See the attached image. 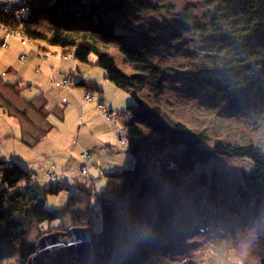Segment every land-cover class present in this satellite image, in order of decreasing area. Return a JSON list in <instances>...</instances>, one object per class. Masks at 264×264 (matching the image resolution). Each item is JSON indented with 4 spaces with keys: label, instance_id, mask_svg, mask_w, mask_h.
<instances>
[{
    "label": "rangeland",
    "instance_id": "374dc122",
    "mask_svg": "<svg viewBox=\"0 0 264 264\" xmlns=\"http://www.w3.org/2000/svg\"><path fill=\"white\" fill-rule=\"evenodd\" d=\"M48 2L50 0H0V13L25 18L38 5ZM144 5L133 13L130 26L133 30L127 34L139 38L143 32L151 30L160 40L151 58L164 69L163 88L156 97L167 112L186 124L190 122L198 130L206 127L210 136L225 142L258 144L264 153V119L253 121L246 110L224 112L225 108L221 110L223 113L204 114L208 98L202 95L209 90L205 82L208 76L202 78L199 75L196 79L195 75L188 73L201 65H209L210 58L203 56V50L212 45L206 42L207 37L212 36L211 29H216L212 23L220 21L225 30L220 19L227 14L222 1L147 0ZM125 32V28L121 30V33ZM66 54L59 48L49 47L43 41L29 40L0 25V160L12 157L30 170V183L52 185L57 193L49 196L47 207L63 209L72 195L60 220L39 224L36 218L29 219L26 238L33 245L44 235L67 232L68 227H92L95 233L99 232L101 224L96 192L103 190L108 174L118 173L125 166L130 169L135 161L127 151L126 135H117L123 130L121 122L113 118L131 103L128 93L105 78L104 71L93 63L94 56L89 62L82 63ZM72 73L95 81L100 95L99 91L87 93L85 88L76 86L63 90L65 88L59 87L61 83L54 84L64 74ZM192 87L197 92L186 91ZM75 94L78 97H74ZM99 96L101 108L105 111L112 109L110 116L114 122L105 112L95 109ZM40 137L44 139L40 140ZM212 143L205 145L208 147ZM251 166L248 161L237 159H217L197 165L182 188L171 186L157 177L159 189L164 190L153 195L164 192L170 198L167 212L159 215L164 217L156 223V216H150V204L145 208L144 200L136 201L130 194L124 216L128 213L132 221L126 230L132 233L128 237L131 244L139 251L142 249V253L137 250V256L132 258L135 264H264V220L251 221L252 224L237 235L228 219L232 224L242 223L250 216L249 209H240L231 215L226 211L239 205L235 191L226 182H231L235 175L247 173ZM211 169L221 173L226 180L215 185V188L219 187L218 196L224 203L213 202L215 205L211 207L213 211L225 209V222L228 223L224 225L219 221L213 223V214L201 207L199 199L178 198L199 173H206L210 178ZM194 191V194L201 193ZM173 193H176V200V196L171 197ZM162 198L155 204L160 206ZM75 213L92 217L93 226H72ZM120 241L125 240L119 236ZM119 244L117 250L123 253L126 249L124 245L119 249ZM8 262L13 263V258Z\"/></svg>",
    "mask_w": 264,
    "mask_h": 264
},
{
    "label": "trees",
    "instance_id": "16d2710c",
    "mask_svg": "<svg viewBox=\"0 0 264 264\" xmlns=\"http://www.w3.org/2000/svg\"><path fill=\"white\" fill-rule=\"evenodd\" d=\"M221 1L227 13L220 18L225 30L220 21L212 23L216 29H211L212 36L206 40L212 45L203 50V56L210 58L209 65H201L188 73L195 75L196 79L199 75L202 78L208 76L205 82L209 90L202 95L208 98L204 114L223 113L221 110L224 108V112L246 110L250 112L251 120L259 121L264 119V0ZM146 3L147 0H50L33 9L29 17L14 18L0 13V25L7 30L59 48L82 63L89 62L94 56L93 63L104 71L105 78L131 98V103L115 113L113 118L121 122L123 130L117 135H126L127 151L135 161L130 169L108 174L103 190L96 192L101 224L100 231L96 232L99 251L96 264H135L132 258L137 256L138 249L128 237L119 242V236L125 234L126 227H131V217L124 216L130 194L136 201L144 200L145 208L150 204V216H158L154 222H159L162 219L159 215L167 212L170 197L164 192L153 195L164 190L162 187L159 189L157 177L171 186L181 187L187 182V179L181 180L183 175L189 176L195 166L217 159L246 160L252 165L247 173L242 172L231 182H226L230 183L229 188H233L241 205V208L234 205L226 211L231 215V212L249 209L250 213L239 224H232L228 219L235 232L251 225V221L264 220V153L261 147L251 142L229 143L210 136L206 127L198 130L190 122L186 124L167 112L156 97L163 88L164 69L153 62L151 53L161 42L151 30L143 32L139 38L127 34L133 30L130 27L133 13ZM124 28L126 32L121 33ZM60 83L59 87L68 90L76 86L85 88L87 93H101L95 81L80 78L74 73L64 74L54 82L55 85ZM186 91L197 92L196 88H187ZM99 99L96 110L105 112L114 122L110 116L112 109L103 110L99 104L100 96ZM209 142L213 143L207 147L205 144ZM19 164L12 157L0 160V264H25L34 253L33 243L26 238L29 219L36 218L39 224L60 220L72 197L63 209L47 207L49 196L57 190L52 185L30 183V170ZM209 177L206 173H199L193 183L187 185L190 188L185 186L188 190L181 192L178 198L199 199L201 207L213 214L214 222L227 224L225 209H211L217 201L223 202L218 196L219 187L215 188V185H219L221 180L225 182V176L211 169ZM181 188L178 190L182 191ZM193 189L201 193L194 194ZM159 195L163 197L160 206ZM174 196L176 193L171 194ZM91 218L75 213L71 225L93 226ZM118 243L119 249L124 245L126 250L123 253L117 250ZM140 251L142 253V249ZM12 258L13 263L8 262Z\"/></svg>",
    "mask_w": 264,
    "mask_h": 264
},
{
    "label": "water",
    "instance_id": "95a60500",
    "mask_svg": "<svg viewBox=\"0 0 264 264\" xmlns=\"http://www.w3.org/2000/svg\"><path fill=\"white\" fill-rule=\"evenodd\" d=\"M34 247L35 252L26 264H96L99 259L97 234L92 227L52 232L42 236Z\"/></svg>",
    "mask_w": 264,
    "mask_h": 264
},
{
    "label": "bare ground",
    "instance_id": "6f19581e",
    "mask_svg": "<svg viewBox=\"0 0 264 264\" xmlns=\"http://www.w3.org/2000/svg\"><path fill=\"white\" fill-rule=\"evenodd\" d=\"M21 35H23V34H21ZM24 36V35H23ZM130 167H132V166H130ZM125 168H127L126 166H125ZM184 178V180H186V178H187V176H184L183 177ZM177 199V196L175 197V200ZM197 205H199V203H197ZM168 206H169V204H168ZM168 210V209H167ZM127 215H128V213H127ZM164 216H162V218H163ZM158 218V216H156V219ZM213 223H214V221H213ZM248 227V226H247ZM241 228V227H240ZM239 229V228H238ZM246 228H244V229H241V231L242 230H245ZM241 231L240 230H237L236 231V233L235 234H237V235H239L238 233H241ZM131 236V234H130V231H125V234L123 235V236H121L122 238H126V237H130Z\"/></svg>",
    "mask_w": 264,
    "mask_h": 264
},
{
    "label": "crops",
    "instance_id": "0c3cea01",
    "mask_svg": "<svg viewBox=\"0 0 264 264\" xmlns=\"http://www.w3.org/2000/svg\"><path fill=\"white\" fill-rule=\"evenodd\" d=\"M63 90H67V89H63ZM70 93H73V91H70ZM74 97H78L76 94L75 95H73ZM81 102V101H80ZM80 104V103H79ZM82 110H85V109H83L81 106H79ZM96 109V108H95ZM95 111V110H94ZM84 112V111H83ZM83 116H84V114H83ZM83 117L81 116V119H82ZM81 131H82V128H81ZM42 139H44L43 137H40V140H42ZM91 142V141H90ZM31 158H32V156H30ZM33 167V166H32Z\"/></svg>",
    "mask_w": 264,
    "mask_h": 264
}]
</instances>
